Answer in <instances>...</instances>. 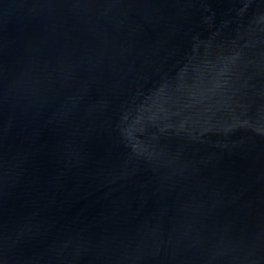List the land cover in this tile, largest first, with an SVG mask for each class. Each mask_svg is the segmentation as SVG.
Segmentation results:
<instances>
[{
	"label": "water",
	"instance_id": "water-1",
	"mask_svg": "<svg viewBox=\"0 0 264 264\" xmlns=\"http://www.w3.org/2000/svg\"><path fill=\"white\" fill-rule=\"evenodd\" d=\"M0 264H264V0H0Z\"/></svg>",
	"mask_w": 264,
	"mask_h": 264
}]
</instances>
